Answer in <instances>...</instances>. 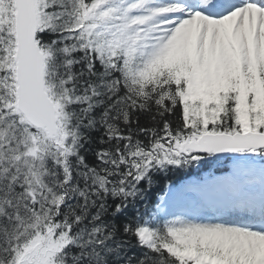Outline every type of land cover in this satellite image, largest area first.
<instances>
[{
  "label": "snow or ice",
  "instance_id": "1",
  "mask_svg": "<svg viewBox=\"0 0 264 264\" xmlns=\"http://www.w3.org/2000/svg\"><path fill=\"white\" fill-rule=\"evenodd\" d=\"M0 264H264V0H0Z\"/></svg>",
  "mask_w": 264,
  "mask_h": 264
}]
</instances>
